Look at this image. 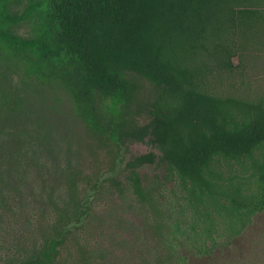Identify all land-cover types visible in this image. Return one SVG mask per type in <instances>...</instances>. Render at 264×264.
Instances as JSON below:
<instances>
[{
	"label": "trees",
	"instance_id": "1",
	"mask_svg": "<svg viewBox=\"0 0 264 264\" xmlns=\"http://www.w3.org/2000/svg\"><path fill=\"white\" fill-rule=\"evenodd\" d=\"M22 23L28 36L17 33ZM263 51L264 0H0V57L68 95L77 118L108 148L111 169L127 142L160 151L130 160L124 186L109 180L157 218L146 264L212 258L264 212V102L224 98L213 86ZM139 80L156 97L144 125L128 120ZM32 139L36 146L29 142L25 154L0 155V219L15 220L31 198L44 205L49 224L39 247L11 256L0 223V264H59L68 237L89 217L79 160L70 150L44 152L41 137ZM156 162L189 198L193 221L185 226L163 222L152 188L142 186L138 168ZM235 163L251 175H234ZM36 179L42 195H27L23 189Z\"/></svg>",
	"mask_w": 264,
	"mask_h": 264
},
{
	"label": "rangeland",
	"instance_id": "2",
	"mask_svg": "<svg viewBox=\"0 0 264 264\" xmlns=\"http://www.w3.org/2000/svg\"><path fill=\"white\" fill-rule=\"evenodd\" d=\"M23 8L19 7L18 12ZM17 33L28 36V24H20ZM233 62L235 66L240 63L238 58ZM213 86L215 92L224 98L247 103L264 102V51L233 75L214 82ZM155 98L152 85L139 80L128 120L146 124L149 121L147 109ZM37 136L41 137L43 151L51 155L59 154V150L61 154L70 150L71 160H79L81 171L87 177L78 182V190L80 196L90 202L89 217L79 225L78 231L73 230L74 238L68 237L59 264H146L150 261L151 254L147 249L155 239L150 225L155 224L157 218L153 219L146 207L136 203L129 193L118 191L109 180L115 179L124 186L130 160L151 152L159 157L160 151L147 142H127L116 155L115 166L111 169L112 156L108 148L99 144L77 118L68 95L54 83L28 79L13 62L0 57V155L25 154L24 148H28L29 142L36 146L32 138ZM41 156L39 160H48L43 154ZM245 163L250 166L251 161ZM233 168L234 175L249 177L252 173L250 167L242 169L239 163ZM138 172L142 186L152 188L163 213V222L181 220L185 226L193 221L189 198L166 164H145L138 168ZM256 187L254 181L253 188ZM42 189L43 182L36 179L23 191L27 195L39 196ZM43 206H36L30 198L24 207L16 210L19 213L15 220H11V214L8 218L2 215L0 223L7 232L3 237L9 255L29 251L32 244L41 245L40 235L49 224L40 212ZM196 262L264 264V212L255 216L227 248L217 251L212 258Z\"/></svg>",
	"mask_w": 264,
	"mask_h": 264
}]
</instances>
